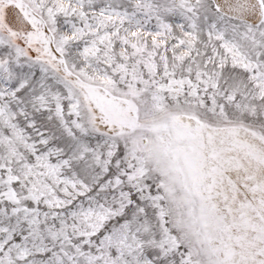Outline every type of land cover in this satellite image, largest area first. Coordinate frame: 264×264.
<instances>
[{
	"label": "snow or ice",
	"instance_id": "snow-or-ice-1",
	"mask_svg": "<svg viewBox=\"0 0 264 264\" xmlns=\"http://www.w3.org/2000/svg\"><path fill=\"white\" fill-rule=\"evenodd\" d=\"M0 264H264V0H0Z\"/></svg>",
	"mask_w": 264,
	"mask_h": 264
}]
</instances>
